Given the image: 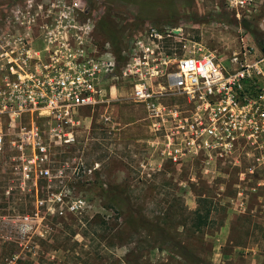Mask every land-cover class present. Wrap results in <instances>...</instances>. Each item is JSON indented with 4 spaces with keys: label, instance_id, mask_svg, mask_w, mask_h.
<instances>
[{
    "label": "rangeland",
    "instance_id": "rangeland-1",
    "mask_svg": "<svg viewBox=\"0 0 264 264\" xmlns=\"http://www.w3.org/2000/svg\"><path fill=\"white\" fill-rule=\"evenodd\" d=\"M22 1L0 0V16ZM78 1L87 4L93 23L112 21L121 50L155 25L179 32L180 41L167 43L179 56L199 43L228 60L246 45L256 61L264 60L256 33L243 26L254 23L264 37V0L240 16L230 0ZM97 33L105 38L98 28ZM118 61L119 75L123 58ZM116 86L108 108L82 112L71 149L84 162L73 189L88 202L82 216L45 218L40 210L35 228L12 225V219L35 215L36 199L20 183L9 196L4 193L14 176L1 159L0 264H191L173 251L197 264H264V134L256 144L241 140L223 158L221 151L211 152V164L171 163L144 121L146 110L130 101L129 84L117 78ZM193 156L190 151L184 159ZM111 189L123 198L108 202ZM198 210L208 214L201 227L194 222Z\"/></svg>",
    "mask_w": 264,
    "mask_h": 264
},
{
    "label": "built area",
    "instance_id": "built-area-1",
    "mask_svg": "<svg viewBox=\"0 0 264 264\" xmlns=\"http://www.w3.org/2000/svg\"><path fill=\"white\" fill-rule=\"evenodd\" d=\"M230 4L240 16L256 10L257 0ZM88 15L78 0H24L0 16V161L14 176L4 193L20 183L36 199L35 215L10 220L14 226L35 228L40 210L45 218L83 215L88 202L73 189L84 162L71 149L82 112L108 108L117 78L146 110L147 126L168 138L172 162L203 151L212 163L211 152L223 158L241 140L256 144L264 134V60L256 61L253 48L245 45L227 60L191 43L194 49L179 56L167 44L180 41L179 32L150 25L126 42L118 75L114 48Z\"/></svg>",
    "mask_w": 264,
    "mask_h": 264
},
{
    "label": "trees",
    "instance_id": "trees-1",
    "mask_svg": "<svg viewBox=\"0 0 264 264\" xmlns=\"http://www.w3.org/2000/svg\"><path fill=\"white\" fill-rule=\"evenodd\" d=\"M244 28L246 30H250L253 33H256V37H258L257 42L259 43V45L261 46V49L264 50V37L258 33V29L256 26V31L254 28V23L251 22H247L245 21L244 23ZM97 28L98 30L101 32V34L105 37V39H107L108 41L111 42L113 48H114V52L116 54V56L118 57L119 60L122 59V50L119 47V35L115 30V27L113 26L112 21L109 20H105L102 19L100 22H97ZM107 197L106 200L108 202H114L120 198H123V192L118 191L117 189H111L109 191L106 192ZM125 201L129 204V198L126 196ZM195 225L196 227H201V225L205 222L204 220H206L208 214L202 215V213L198 210L195 212ZM133 226V224H131ZM135 227V226H134ZM174 254L183 257L185 260H187L189 263L191 264H197L195 261H193V259H191L188 255H186L185 253L180 254L177 251H173Z\"/></svg>",
    "mask_w": 264,
    "mask_h": 264
},
{
    "label": "flooded vegetation",
    "instance_id": "flooded-vegetation-1",
    "mask_svg": "<svg viewBox=\"0 0 264 264\" xmlns=\"http://www.w3.org/2000/svg\"><path fill=\"white\" fill-rule=\"evenodd\" d=\"M153 136H156V138H160L162 140V143L164 144L163 146L165 147L162 150V154L167 153L166 151L169 150L168 148V138L165 135H156L154 134ZM168 148V149H167ZM187 155V152H183L179 155V158H177V160L175 162L171 163H175L178 165H184V164H189V165H207L210 164V158H208V154L206 152L203 151H196V153H194V156L191 157L189 160H185L184 157ZM163 164H165V160L163 159L162 161Z\"/></svg>",
    "mask_w": 264,
    "mask_h": 264
}]
</instances>
